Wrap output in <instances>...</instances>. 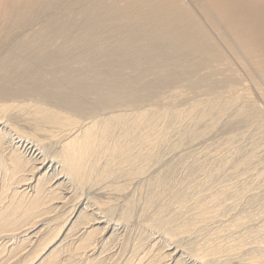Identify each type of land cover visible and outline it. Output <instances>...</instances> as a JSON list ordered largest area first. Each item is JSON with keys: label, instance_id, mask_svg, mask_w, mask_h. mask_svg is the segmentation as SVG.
<instances>
[{"label": "bare ground", "instance_id": "6f19581e", "mask_svg": "<svg viewBox=\"0 0 264 264\" xmlns=\"http://www.w3.org/2000/svg\"><path fill=\"white\" fill-rule=\"evenodd\" d=\"M99 57H104L106 71L117 70L124 81L131 78L136 84H152L158 78L169 80L167 88L154 89L148 96L212 92L213 99L183 112L170 108L156 113L138 110L129 116H95L87 124L50 107L37 95L9 100L10 104L0 99V213L11 210L20 216L19 220L15 215L14 219L3 217L5 221L1 217L0 233L11 232L14 226L17 230L24 227L28 234L32 230L28 242L36 244V251L46 249L67 224L57 245L71 239L67 242L74 254L71 257L77 259L81 252L95 255L96 234L110 232L107 239L116 240L120 235L115 231L127 226L117 227L118 223L102 215L97 207L101 203L91 204L88 199L77 201L80 205L69 222L56 224L57 214L64 215L72 208H66L67 197L56 201L69 187L66 182L75 192L73 182L93 186L112 175L114 180L125 181L110 185L111 191L118 192L145 174L142 184L146 193L139 217L169 244L170 259L152 255L142 263V259L135 258V262L130 258L124 264H221L233 259L241 264H264V211L260 212L264 208L260 210V204V211L241 210L259 194L247 195V189L246 194L240 191L243 187L235 191L227 183L228 177L254 164L256 153L244 159L237 156L240 164L246 163L243 168L232 160L229 165L233 171L222 179L225 184L215 185L218 170L228 164L220 158L217 162L223 164L204 172L203 165L207 168L209 161L206 166V160L203 163L197 156L178 157L180 163L186 159L183 167L204 174L197 183L192 170L180 183L172 174L163 179L158 170L147 172L158 162L157 148L165 143L163 136L169 135L163 126L169 122L174 125L171 120H192L193 111L200 110L197 122L207 123L223 119L232 109L235 120L259 122L263 110L256 102L264 107V90L255 89H264V0H0V91L14 89L31 77L42 86L58 84L63 77L76 73L78 63L88 64L85 72L92 80L98 73ZM136 84L131 86L135 90ZM248 89L255 90L256 102ZM11 111L27 121L30 132L11 122ZM36 132L55 138L57 151L49 156L43 151L46 148H38L34 143ZM194 133L189 132L185 139H191L189 135ZM24 186L32 190L29 198L15 193ZM134 203L132 196L125 201L123 221L133 217ZM113 210L110 206L108 214ZM51 213L54 216L46 218ZM11 222L15 224L11 226ZM138 246L141 248L142 243ZM53 249L38 264L57 262Z\"/></svg>", "mask_w": 264, "mask_h": 264}, {"label": "rangeland", "instance_id": "374dc122", "mask_svg": "<svg viewBox=\"0 0 264 264\" xmlns=\"http://www.w3.org/2000/svg\"><path fill=\"white\" fill-rule=\"evenodd\" d=\"M96 60L98 62L97 67L99 69H98L96 78L94 79L92 78V80L90 79V76L88 75V73L85 72L87 71L86 69L88 68V64L78 63L76 66L77 68L76 73L68 77L67 76L63 77V79L58 84L51 83L49 85L42 86L38 83V81L34 77H31L30 81H27V82L23 81L21 84L17 85L16 87L18 88L15 87L14 89L1 90L0 91L1 102L4 101L10 104L11 102L9 100L15 101L17 100V98H25L32 94L37 95L45 103H48L50 107L59 109L65 115H69V116H72L78 119L77 122L79 121L80 124L82 123L87 124L95 116L108 117V115H111V114L112 115L126 114L129 116L135 112H138V110L147 111L150 113H156L157 110L159 111L165 108L168 110L170 108V110L175 109L173 111L183 112L184 110H188L191 107V105L193 106L194 104H199L208 99H213L212 92L183 93V94H175L174 92H166L168 94L148 96V95H151V93H153L154 89H159L158 91H161L163 88H167L169 84V80H163L162 78H158L152 84L151 83L143 84L141 82H140L141 84L140 83L136 84V81L131 78H127L128 80L124 81V80H121L122 75L118 73L117 70H114V71L105 70L104 57H99ZM2 79L3 77L1 76L0 83ZM147 80L150 82L149 79H146V80L143 79V81H147ZM132 84H136L137 85L136 88L138 89L137 90L133 89L132 87H135V86H133ZM24 85L26 87H24ZM253 90L254 89H248V92L252 94L251 99L256 102V97L254 95L255 90L257 91L260 90L262 92L264 89L258 88V89H255L254 91ZM215 92L219 93V91H215ZM221 92L222 91H220V94ZM245 96L243 95L242 98L246 99ZM256 104H260L263 110L262 111L263 116H261L262 119L260 118L259 122L257 120L256 121L257 124L255 122L253 124L252 123L248 124L246 121L242 122L238 119L235 120L236 118L235 119L232 118L233 113L230 112L232 111V109L229 110L227 114L228 116L224 117L225 119L224 118L223 119L214 118V121L209 120L207 123H205L204 121L199 122V123L197 122V119L199 118V115H200L199 114L200 110L193 111L194 115L196 114L197 116L193 115L192 120H189V121L184 120V122L182 123L177 120H171L172 122H174V125L171 124V122H169L168 126H163L164 130H167L166 133L169 131V135L167 133L166 135H164L166 137L163 136V138L165 139V143L162 144L163 146L160 145L159 148H157L156 160L158 162H156L155 165L151 163V165L153 166H150L147 172L150 171L149 173H151V172H155L158 170L157 173L161 172L158 174L162 176L163 179L169 178L170 175L172 174L171 176L176 178V182L178 181L177 183H180L179 181L183 180V178L185 179V174H187L190 170H192L191 168L183 167L182 164H184V161L186 159L184 161H181V163L179 161L177 162V160H179L181 156L182 157L197 156L196 158L201 159L203 163L206 160V166L208 163L207 161H209L208 166H207L208 169L205 167V163L203 165V169L204 168L206 169V170L202 169V171L204 172L209 171L211 167L212 169H214L213 167L217 166L218 164H223V162L225 164L227 160L226 163L228 164L223 165V167L224 166L225 167L224 168L222 167L221 169L218 170L220 174L218 173L217 175L218 178L216 176L217 179H215L216 180L215 185L218 183L225 184L222 179L225 180L227 176H229V173H231L230 170L233 171V169H231L232 166H230L232 165V160H233V163L234 162L236 163L237 161L239 165L240 164L239 162L241 159L237 158V156L240 155L243 157L241 158L244 159L246 157L245 155L247 154L249 155V153L251 154L256 153V156L255 154L254 155L252 154L253 157L256 158L254 159L255 165L249 164V166L248 165L245 166L246 163L243 164V162L241 161L239 168L242 165H244L245 168H243L242 166L243 169H241V172H239V174H233L231 175V177H228L227 183L231 184L230 187L233 186L232 189L235 188L234 189L235 191L237 189L239 190L240 187L241 188L243 187L240 191L242 192L245 189H247L248 192L245 190V194L246 192L248 193L247 195L252 196L254 194H259L260 197L254 196L257 199L255 198L252 199L250 196V200L252 199L255 202L254 201L252 202L251 200L252 204H247V205L244 204L246 207L244 206L243 208H247V209L243 210L242 208L241 209L242 213L244 211L247 213L248 209H250L252 212H254L255 210L260 211L262 208H264L263 207L264 206V194H263L264 193L263 191L264 190V184H263L264 183L263 182L264 180V139H263L264 133L262 132L264 130L263 129L264 127H262V125H264V122H263L264 121L263 119L264 118V107L262 106L261 103L256 102ZM153 108L155 109L153 110ZM9 114H12V117H13L12 119L11 117H8L9 120L10 119L12 120V121L10 120L11 122H13L16 125L18 124L25 131H28V132L31 131V127L26 123L27 121L25 119H23L22 117L18 115L17 117L14 116L13 111L9 112ZM232 119L234 121H232ZM179 129L181 130V132ZM184 129L188 131H185ZM193 131L195 133L189 135L191 136V139H185L186 136L189 134V132L191 133ZM33 134L35 138H37L36 139L37 141L33 140L35 141L34 143L37 145L38 148H41V149L46 148V150H43L45 152L47 151L46 155L50 156L55 151H57V148H55L54 146L55 144H53L55 141V138H50L49 133L36 132ZM167 135L169 137H167ZM8 143L9 142H7L5 146H7ZM236 149L237 151H235ZM235 152L237 154H234ZM222 157L225 159V161ZM219 158L223 160V162L221 161L222 163L217 162L220 160ZM257 169L260 174L256 176L258 172ZM261 169H263V172ZM242 170L243 171L245 170V172H242ZM197 171L198 170H196L195 168L194 170L190 171L193 173V175H195L194 178L196 180L193 179L195 183L198 182V179L200 182L201 179L204 177L203 176L204 174L202 173L197 174ZM111 176L112 175L105 177L104 180H101L100 183L95 184L93 186L87 185V184H86L87 186L86 185L78 186L74 182L73 183L71 182L73 185V190L76 189L75 192L72 191L69 185V182H66L67 180H64L66 184H68L67 186L69 187H65V191L63 192L64 194L63 193L60 194L58 196L59 198L56 199V201L59 202L61 201V198L67 197L68 203L66 204V208L69 206L72 208H68V210H71L69 213L67 212V209H66V214L64 215H62L61 213H58L57 215H59L60 217L58 218V220H56L57 223L56 222L55 223L58 225H61L65 223L66 220H68L69 222V220L73 218V214L75 210L80 205V202H77V201L83 200L84 202V200L86 201V199H88L91 204L97 201L101 203L99 206L97 205V207L100 209V211L104 212L102 213V215H104L107 219H109L110 217V219H112V222L118 223L119 226L117 227L127 226L125 229L121 228V230L115 231L116 234L120 235L116 240L107 239L106 236H108L110 232L107 235L96 234V237H94L96 240V241L94 240L95 241L94 252L96 254L92 255V253H89V252H86L84 254L83 252H81V255L79 256V258L76 257L77 259H75L71 257V256H74V254L71 253L70 251L71 249L69 248L68 243H67V242L71 243V239L70 240L68 239V241H66L65 243L57 245V239L60 237L61 233L63 232L62 228L64 230L67 224L65 226L64 225L62 226L61 231L58 234V236L55 238V240H52L51 243H49L46 246V249L42 248L36 251H34L35 249L34 245L36 244L28 242L29 241L28 237L31 234L32 230L28 234L27 232L23 231L24 227L19 226L20 228H18L17 230V228H14L15 227L14 226L11 228L12 230L11 232L1 231L0 233V264H38L41 257L44 254H47L48 251L50 252L53 248H54L53 253L58 256V260H56L57 262L51 263V264H88V262L92 260L93 261L95 260L93 264H104V263L105 264H124L130 258L133 261L136 260L135 258L142 259L141 260V263H142L150 259L152 255L153 256L163 255L167 257V258L165 257L166 260L168 258L170 259V256H168V254L171 251L168 247H166L169 244L167 245L164 239H162L161 236H159L158 232L150 229L149 224L144 221L143 217H139V214L141 211V202L143 201L142 198L144 194L146 193L145 188H143V184H142L145 174L143 176L138 177L137 179H134L135 181L134 180L131 181L128 184L129 186L126 185L127 188L125 189V191H118V192L111 191L110 185H113V183L115 182L122 185L125 181L121 179L114 180ZM177 177L180 180H178ZM36 182H37V179L31 185L32 189ZM261 184H263V186ZM259 185L262 186V188L259 187ZM255 188L259 189L260 191L262 190V191L259 192V190L257 189L255 191L254 190ZM31 191L32 190L30 188H26L24 186L19 189H16L15 193L17 195L25 196L29 198L32 195ZM131 196H132L133 201H135L133 217L129 220V222L127 221L125 222L122 220L124 204L128 198H131ZM75 199L76 201H73ZM259 200L261 202H259ZM6 202L7 201H5L4 203ZM52 204L56 205L57 203H52ZM110 206L113 207L114 210L111 211V214H108V208H110ZM259 206L261 207L259 208L260 210L258 209ZM5 211L7 212V210ZM10 211L11 210H9L7 213L4 212V210L1 211L0 215L2 214V216H0V220H1V217H2V220H4L3 217L4 218L9 217L10 219L12 218L14 219V215L15 217L18 216L16 213L14 214V212L12 211L10 212ZM262 211H264V209L261 210L260 212ZM50 216H54V214L51 213L48 216L46 215V218H50ZM19 218L20 216L15 218V220H19ZM12 223L15 224V222H11L10 224L11 226H13ZM12 236L14 238H12ZM123 236L126 237L125 241L122 240ZM77 237H79V235ZM142 238H144V241L142 240L141 242L140 240ZM138 243H142L141 248H139L140 246H138ZM99 253H101V256L97 257ZM161 261H163V259ZM135 262H137V260ZM224 263L225 262H221V264H224ZM225 264H241V263L237 259H233V260L227 261Z\"/></svg>", "mask_w": 264, "mask_h": 264}]
</instances>
